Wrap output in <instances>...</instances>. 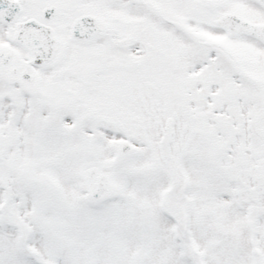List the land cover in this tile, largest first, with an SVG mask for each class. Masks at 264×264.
<instances>
[{
	"label": "snow or ice",
	"instance_id": "snow-or-ice-1",
	"mask_svg": "<svg viewBox=\"0 0 264 264\" xmlns=\"http://www.w3.org/2000/svg\"><path fill=\"white\" fill-rule=\"evenodd\" d=\"M0 264H264V0H0Z\"/></svg>",
	"mask_w": 264,
	"mask_h": 264
}]
</instances>
